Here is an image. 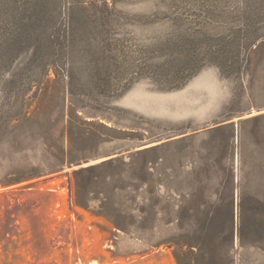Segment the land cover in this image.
Instances as JSON below:
<instances>
[{
    "label": "rangeland",
    "instance_id": "1",
    "mask_svg": "<svg viewBox=\"0 0 264 264\" xmlns=\"http://www.w3.org/2000/svg\"><path fill=\"white\" fill-rule=\"evenodd\" d=\"M0 264H264V0H0Z\"/></svg>",
    "mask_w": 264,
    "mask_h": 264
}]
</instances>
